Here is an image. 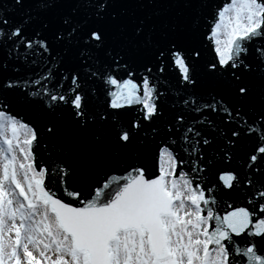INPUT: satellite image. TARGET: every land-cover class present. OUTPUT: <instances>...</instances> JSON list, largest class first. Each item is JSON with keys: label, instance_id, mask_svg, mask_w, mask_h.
Returning a JSON list of instances; mask_svg holds the SVG:
<instances>
[{"label": "snow or ice", "instance_id": "obj_1", "mask_svg": "<svg viewBox=\"0 0 264 264\" xmlns=\"http://www.w3.org/2000/svg\"><path fill=\"white\" fill-rule=\"evenodd\" d=\"M0 264H264V0H0Z\"/></svg>", "mask_w": 264, "mask_h": 264}, {"label": "water", "instance_id": "obj_2", "mask_svg": "<svg viewBox=\"0 0 264 264\" xmlns=\"http://www.w3.org/2000/svg\"><path fill=\"white\" fill-rule=\"evenodd\" d=\"M224 2H225V0H214V3H218V4H222Z\"/></svg>", "mask_w": 264, "mask_h": 264}]
</instances>
